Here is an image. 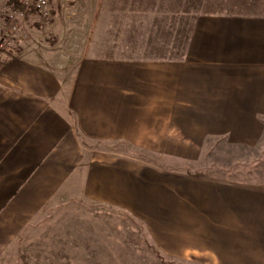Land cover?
<instances>
[{"label":"crops","instance_id":"0c3cea01","mask_svg":"<svg viewBox=\"0 0 264 264\" xmlns=\"http://www.w3.org/2000/svg\"><path fill=\"white\" fill-rule=\"evenodd\" d=\"M111 2L104 4L120 20L132 21L130 15L143 10L131 0ZM237 6L256 8L250 0ZM104 24L99 45L144 41L135 25L131 34L125 24L115 35ZM187 31L186 57L179 63L104 58L81 46L64 57L57 44L48 47L30 33L0 50V256L56 195L76 189L85 202L145 223L170 257L264 264V189L166 172L87 146L124 141L191 159L178 151L200 147L208 136L258 141L264 15L198 12ZM58 57V63L67 60L64 70Z\"/></svg>","mask_w":264,"mask_h":264},{"label":"rangeland","instance_id":"374dc122","mask_svg":"<svg viewBox=\"0 0 264 264\" xmlns=\"http://www.w3.org/2000/svg\"><path fill=\"white\" fill-rule=\"evenodd\" d=\"M104 1L88 0L71 7L63 0H52L49 26L44 27L31 17L23 28L25 38L30 33V37L47 42L48 47L57 44L60 55L64 57L81 46L83 52L88 50L90 55L104 58L135 62L171 59L170 62L179 63L185 60L181 46L185 45L186 51L187 26L189 23L192 25L196 13L264 15V0H258L257 7L255 0H250L256 8L249 10L237 6L245 0H131V6L136 3L143 10L137 9V13L130 15L134 20L124 21L120 20V13L116 11L114 14ZM111 4L119 6L118 3ZM77 5L81 6L76 10ZM182 9L188 12L184 15ZM103 24L105 29L110 27L115 35L119 34V26L125 24L131 25L127 32L131 34L135 25L137 33L143 32L144 41L135 45H99ZM52 53L59 54L57 51ZM59 58L56 64L64 70L67 60L63 58L64 62L58 63ZM262 123L260 138L250 145L233 142L227 136H208L200 147L177 150L190 154L191 159L166 157L124 141H87V146L187 175L264 189V119ZM0 264L199 263L166 255L154 244L145 223L128 213L85 202L73 189L54 197L31 227L0 256Z\"/></svg>","mask_w":264,"mask_h":264},{"label":"built area","instance_id":"2783aa9c","mask_svg":"<svg viewBox=\"0 0 264 264\" xmlns=\"http://www.w3.org/2000/svg\"><path fill=\"white\" fill-rule=\"evenodd\" d=\"M85 1L88 0H63L71 7ZM19 4L17 9L7 1L0 2V50L11 48L25 38L23 28L29 18L35 17L44 27L50 24L52 0H19Z\"/></svg>","mask_w":264,"mask_h":264},{"label":"trees","instance_id":"16d2710c","mask_svg":"<svg viewBox=\"0 0 264 264\" xmlns=\"http://www.w3.org/2000/svg\"><path fill=\"white\" fill-rule=\"evenodd\" d=\"M4 1H7L8 4H12L14 5L15 8L19 9L20 7V4H19V0H4ZM182 48V57L186 56L185 55V52L187 51V47H186V51L185 50V45L181 46ZM171 60V59H170ZM169 60V61H170ZM173 61V60H172ZM157 168H160L166 172H176V173H180V174H186V173H181V172H178V171H175V170H172V169H169L168 167H158L156 166ZM187 175V174H186Z\"/></svg>","mask_w":264,"mask_h":264}]
</instances>
